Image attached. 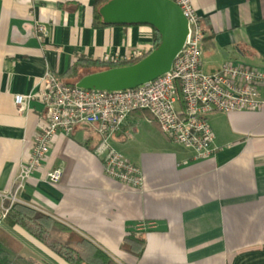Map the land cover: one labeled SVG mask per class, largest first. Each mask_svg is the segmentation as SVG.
Masks as SVG:
<instances>
[{
    "label": "crops",
    "instance_id": "1",
    "mask_svg": "<svg viewBox=\"0 0 264 264\" xmlns=\"http://www.w3.org/2000/svg\"><path fill=\"white\" fill-rule=\"evenodd\" d=\"M191 2L204 33V71L227 61L264 67V0ZM95 3L0 0V209L11 204L4 195L44 120L37 98L16 107L14 96L35 94L45 73L76 84L153 44L148 25L94 24ZM260 99L255 111L209 114L214 137L203 159L168 139L149 112H130L109 144L140 169L138 187L105 173L93 125L57 131L16 202L50 216L117 264H264V87ZM54 169L61 177L51 183ZM0 225L18 240L21 255L67 264L23 228ZM131 233L144 240L139 256L120 247Z\"/></svg>",
    "mask_w": 264,
    "mask_h": 264
},
{
    "label": "built area",
    "instance_id": "2",
    "mask_svg": "<svg viewBox=\"0 0 264 264\" xmlns=\"http://www.w3.org/2000/svg\"><path fill=\"white\" fill-rule=\"evenodd\" d=\"M187 20V35L168 72L140 86L125 90H88L67 85L45 73L35 94H16L14 104L23 107L32 98L43 105L44 120L39 124L32 152L13 181L10 203L24 181L44 160L57 131L70 134L77 124L93 125L100 136L96 152L102 155L105 173L126 185H142L140 169L114 150L109 139L135 110L149 112L160 131L171 141L193 151L196 159L208 157L213 132L208 116L213 112L255 111L262 106L260 88L264 87V67L227 61L206 72L202 67L203 29L191 0H172ZM45 32L36 26V34ZM139 49L131 58H139L153 49ZM61 171L47 174L56 183ZM8 207L0 209V223Z\"/></svg>",
    "mask_w": 264,
    "mask_h": 264
},
{
    "label": "water",
    "instance_id": "3",
    "mask_svg": "<svg viewBox=\"0 0 264 264\" xmlns=\"http://www.w3.org/2000/svg\"><path fill=\"white\" fill-rule=\"evenodd\" d=\"M99 14L108 25H148L160 40L133 64L82 76L75 85L88 90H125L156 79L169 71L187 35V20L172 0H108Z\"/></svg>",
    "mask_w": 264,
    "mask_h": 264
},
{
    "label": "trees",
    "instance_id": "4",
    "mask_svg": "<svg viewBox=\"0 0 264 264\" xmlns=\"http://www.w3.org/2000/svg\"><path fill=\"white\" fill-rule=\"evenodd\" d=\"M108 0H96L93 9L94 24H105L102 22L99 14V7ZM108 25V24H106ZM153 47L155 48L160 40L159 34L151 27ZM142 57L131 59L128 61L118 62L102 67L105 70L111 67L130 65L137 62ZM80 76L79 78H81ZM74 86V83H65ZM7 213L3 218V223L7 226L17 225L23 228L34 238L41 242H45L46 236L51 233L66 234L61 240H50L48 242L57 255L70 264H117L107 254L95 247L86 239L76 235L67 227L59 224L50 216L27 205L13 202L9 205ZM73 240V241H72ZM144 240L133 233L126 235L121 242V249L130 254L139 256L143 249ZM19 242L14 238L2 225H0V264H41L33 258L25 257L19 253Z\"/></svg>",
    "mask_w": 264,
    "mask_h": 264
},
{
    "label": "rangeland",
    "instance_id": "5",
    "mask_svg": "<svg viewBox=\"0 0 264 264\" xmlns=\"http://www.w3.org/2000/svg\"><path fill=\"white\" fill-rule=\"evenodd\" d=\"M63 234V236H61V234H59V233H51V234H49L48 233V235L46 236V239H45V242H43L46 246H48L49 247V245H48V242L50 241V240H63L64 238H65V235L66 234H64V233H62ZM73 241V240H72ZM67 264H70L69 262H67Z\"/></svg>",
    "mask_w": 264,
    "mask_h": 264
}]
</instances>
